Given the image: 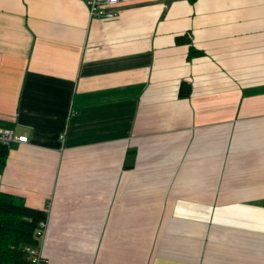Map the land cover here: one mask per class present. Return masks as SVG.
Instances as JSON below:
<instances>
[{
    "label": "crops",
    "instance_id": "crops-1",
    "mask_svg": "<svg viewBox=\"0 0 264 264\" xmlns=\"http://www.w3.org/2000/svg\"><path fill=\"white\" fill-rule=\"evenodd\" d=\"M88 1L0 0V192L46 212L41 264H264V0Z\"/></svg>",
    "mask_w": 264,
    "mask_h": 264
},
{
    "label": "trees",
    "instance_id": "trees-1",
    "mask_svg": "<svg viewBox=\"0 0 264 264\" xmlns=\"http://www.w3.org/2000/svg\"><path fill=\"white\" fill-rule=\"evenodd\" d=\"M177 42L187 45L188 59L203 55L188 34L178 37ZM190 93L191 85L181 82L179 96L188 97ZM8 152L9 146L0 144V174ZM46 218L45 211L26 206L22 197L0 192V264H33L26 249L39 248V225Z\"/></svg>",
    "mask_w": 264,
    "mask_h": 264
},
{
    "label": "built area",
    "instance_id": "built-area-1",
    "mask_svg": "<svg viewBox=\"0 0 264 264\" xmlns=\"http://www.w3.org/2000/svg\"><path fill=\"white\" fill-rule=\"evenodd\" d=\"M119 2L120 0H104L102 2L100 0H89L87 2L89 15L92 18L99 17L103 20H114L116 18V14L113 9L118 5ZM26 142L27 137L24 135H15L12 131L7 129L0 130L1 145L10 146L12 143L25 144ZM39 226L38 237L41 241L44 235L46 221L41 222ZM38 249H26L33 264H41L45 262Z\"/></svg>",
    "mask_w": 264,
    "mask_h": 264
}]
</instances>
